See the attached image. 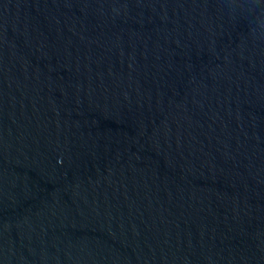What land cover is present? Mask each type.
Returning a JSON list of instances; mask_svg holds the SVG:
<instances>
[{"label": "water", "instance_id": "1", "mask_svg": "<svg viewBox=\"0 0 264 264\" xmlns=\"http://www.w3.org/2000/svg\"><path fill=\"white\" fill-rule=\"evenodd\" d=\"M0 264H264V0H0Z\"/></svg>", "mask_w": 264, "mask_h": 264}]
</instances>
